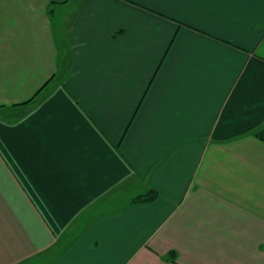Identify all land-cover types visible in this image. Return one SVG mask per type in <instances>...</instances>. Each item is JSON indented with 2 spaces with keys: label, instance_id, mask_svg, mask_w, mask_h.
<instances>
[{
  "label": "crops",
  "instance_id": "1",
  "mask_svg": "<svg viewBox=\"0 0 264 264\" xmlns=\"http://www.w3.org/2000/svg\"><path fill=\"white\" fill-rule=\"evenodd\" d=\"M0 264H264V0H0Z\"/></svg>",
  "mask_w": 264,
  "mask_h": 264
},
{
  "label": "trees",
  "instance_id": "2",
  "mask_svg": "<svg viewBox=\"0 0 264 264\" xmlns=\"http://www.w3.org/2000/svg\"><path fill=\"white\" fill-rule=\"evenodd\" d=\"M34 99L35 98L30 99L29 101L25 102L24 105L25 104H32V103H34ZM156 196H157L156 193H154V192H148L146 195L137 198L136 199V202L137 203L152 202L156 198ZM170 257H172V259H174L175 258V254H172Z\"/></svg>",
  "mask_w": 264,
  "mask_h": 264
}]
</instances>
